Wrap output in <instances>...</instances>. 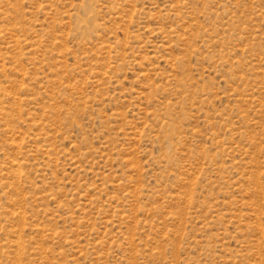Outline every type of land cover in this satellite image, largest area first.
I'll use <instances>...</instances> for the list:
<instances>
[{"label": "rangeland", "instance_id": "obj_1", "mask_svg": "<svg viewBox=\"0 0 264 264\" xmlns=\"http://www.w3.org/2000/svg\"><path fill=\"white\" fill-rule=\"evenodd\" d=\"M0 264H264V0H0Z\"/></svg>", "mask_w": 264, "mask_h": 264}]
</instances>
